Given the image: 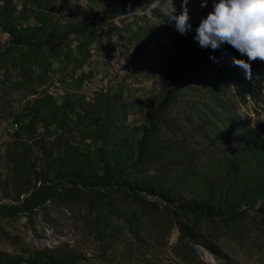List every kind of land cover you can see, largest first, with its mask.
I'll list each match as a JSON object with an SVG mask.
<instances>
[{"label": "trees", "instance_id": "16d2710c", "mask_svg": "<svg viewBox=\"0 0 264 264\" xmlns=\"http://www.w3.org/2000/svg\"><path fill=\"white\" fill-rule=\"evenodd\" d=\"M24 1L0 0V32L7 37L0 45V60L15 53L12 69H19L13 83L2 80L4 87L28 88V83L35 81L42 84L50 79L52 61L83 64L90 57L96 24L109 16L94 22L86 16L62 31L46 24L48 10L40 7L43 0ZM27 4L35 14L32 19L43 16L42 21L38 19L39 26L28 27L25 20L23 24ZM134 5L137 0H121L114 15ZM196 25L192 24L193 29ZM148 29L145 23L129 31L152 45ZM68 35L79 37L74 46H55ZM193 35V31L175 34L170 57L162 67V96L145 105L139 127L125 124L126 105L108 94L83 107L75 120L66 114L68 97L60 103L47 94L33 99L32 105H26L12 120L19 124L18 130L24 129L37 142L44 141L49 128L54 127L58 155L53 156L41 141L43 163L36 168L25 154L9 153L7 179L0 180L1 197L8 198L11 184L10 191L16 193L18 202L20 195L28 194L39 183L37 190H47L50 200L65 204L61 186L68 181L97 197L101 193V198L118 193L139 204L140 198L152 196L166 204L178 221L187 214L232 221L253 213L264 218V122H254L239 112L226 96L236 95L246 108L247 97L255 98L252 79H245L232 65L233 57L239 58L233 48L225 45L212 53L219 60L216 64L209 60L211 50L200 48ZM31 67L38 73L26 76ZM206 67L211 71L206 92L209 102L196 97ZM256 102L252 113L259 116L264 113V100L259 105ZM73 130L78 138L70 142L68 133ZM18 137L8 145L28 153L31 140ZM178 225L187 233L180 222ZM42 256L45 264H64L49 253ZM23 262L14 258L3 264Z\"/></svg>", "mask_w": 264, "mask_h": 264}, {"label": "rangeland", "instance_id": "374dc122", "mask_svg": "<svg viewBox=\"0 0 264 264\" xmlns=\"http://www.w3.org/2000/svg\"><path fill=\"white\" fill-rule=\"evenodd\" d=\"M120 1L43 0L40 5L48 10L46 24L62 31H66L71 22L86 16L94 22L109 15L96 24L95 38L89 47L90 57L83 64L66 59L52 61L49 80L42 84L30 82L28 88H12L4 87L3 81L13 83L19 73V69H12L11 56L15 58L16 54H8L0 60L1 181L7 179L9 153H23L36 168L42 166V140L30 139L24 129L9 131L11 120L26 105H32L33 99L47 94L60 103L66 96L70 100L67 117L75 120V114L81 113L83 107L94 104L100 95L108 94L117 103L126 105L125 124L139 127L144 121L145 105L162 96L165 88L162 67L170 57L177 33L166 21L174 11L171 0H137V5L114 15ZM180 2L173 0L177 13ZM27 8L22 22L25 20L28 27L39 26L43 16L32 19L35 14L29 5ZM189 9V22L198 24L211 10V0L207 8H201L199 0H190ZM145 23L150 28L148 38L152 45L147 39L133 35ZM78 38L68 35L55 46L67 49L74 46ZM6 40L0 32V45ZM251 69L255 98L247 97V107L243 108L236 95L227 93L226 96L239 112L251 116L254 122H264V113L259 116L252 113L253 102L259 101L256 102L259 105L260 100H264V62L253 61ZM29 71L26 76L38 73L36 67ZM201 76L202 86L196 87V97L209 102L206 95L211 76L209 68H204ZM38 127L40 132L41 127ZM54 132V127H50L44 141L47 150L56 156L59 150ZM18 136L31 140L28 153L8 145ZM68 136L70 142L78 138L74 130ZM38 187L39 183L28 194L20 195L18 202L16 193L10 191L11 184L8 198L0 195L2 264L14 258H21L22 264H45L44 253L64 264H264V218L257 214L244 215L234 221L187 214L178 221L166 204L152 196L140 198L139 204L118 193L101 198V193L97 197L89 190L63 181L65 204H61L50 200L49 192L37 190ZM178 222L187 233L180 231Z\"/></svg>", "mask_w": 264, "mask_h": 264}, {"label": "clouds", "instance_id": "9594fccd", "mask_svg": "<svg viewBox=\"0 0 264 264\" xmlns=\"http://www.w3.org/2000/svg\"><path fill=\"white\" fill-rule=\"evenodd\" d=\"M190 0H181L180 11L166 18L167 23L180 35L193 31V40L202 49H210L209 60L219 64L212 54L225 45L233 48L238 57L232 65L238 67L245 79L252 78L253 61L264 62V0H211V10L203 15L193 29L189 16ZM201 8L209 6V0H199Z\"/></svg>", "mask_w": 264, "mask_h": 264}, {"label": "built area", "instance_id": "2783aa9c", "mask_svg": "<svg viewBox=\"0 0 264 264\" xmlns=\"http://www.w3.org/2000/svg\"><path fill=\"white\" fill-rule=\"evenodd\" d=\"M19 128V124L11 120L10 126H9V131H17Z\"/></svg>", "mask_w": 264, "mask_h": 264}]
</instances>
